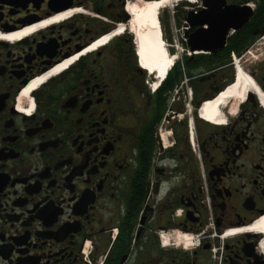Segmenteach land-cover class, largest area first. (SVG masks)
<instances>
[{"label": "flooded vegetation", "instance_id": "1", "mask_svg": "<svg viewBox=\"0 0 264 264\" xmlns=\"http://www.w3.org/2000/svg\"><path fill=\"white\" fill-rule=\"evenodd\" d=\"M149 1L0 0V264H264V0L189 6L225 44L159 80Z\"/></svg>", "mask_w": 264, "mask_h": 264}, {"label": "bare ground", "instance_id": "2", "mask_svg": "<svg viewBox=\"0 0 264 264\" xmlns=\"http://www.w3.org/2000/svg\"><path fill=\"white\" fill-rule=\"evenodd\" d=\"M180 1L193 2L194 0H158L148 2L143 7L139 5L130 7V13L134 19L133 24L135 28L134 34H136V49L137 55L140 58V63L142 64L141 68L148 70L149 73L157 75L158 80L164 78V75L169 71L173 64V59L168 56L160 38L161 33L158 15L161 9L171 8L175 2ZM46 26L48 25L42 27ZM31 32V30H28L23 34H20V37H23V35L26 36ZM106 41L107 39H103L100 42L91 45L81 54L77 56L75 55L76 57L74 58L72 57V59L63 65L61 69L69 66L74 61H77L78 57L93 53L98 45H103ZM244 74L245 73H242V71L239 72L236 82L231 88L227 89L224 93H221L214 102H209L204 105L205 109L203 111L206 118L213 119L216 117L218 113L216 105L219 101L223 102L226 99H237L238 102H241V100L244 99L246 92L251 85L250 80ZM31 89V87L27 89L23 95H28Z\"/></svg>", "mask_w": 264, "mask_h": 264}, {"label": "water", "instance_id": "3", "mask_svg": "<svg viewBox=\"0 0 264 264\" xmlns=\"http://www.w3.org/2000/svg\"><path fill=\"white\" fill-rule=\"evenodd\" d=\"M205 6L208 4L210 7H223L224 0H203ZM207 12L202 11L198 15L188 13L186 17V22L192 30H194L188 36V47L191 52L193 51H204V52H215V50H220L225 44V34L217 35L208 33L207 30H202L200 27L205 25L207 22ZM216 13L213 11L212 17H215ZM222 18L226 19V13L222 12ZM215 44L216 47L213 50L210 46Z\"/></svg>", "mask_w": 264, "mask_h": 264}, {"label": "rangeland", "instance_id": "4", "mask_svg": "<svg viewBox=\"0 0 264 264\" xmlns=\"http://www.w3.org/2000/svg\"><path fill=\"white\" fill-rule=\"evenodd\" d=\"M151 2V1H150ZM178 6V8L181 10V11H186V7H185V5L182 3V4H179V3H177V4H173V6ZM170 9L171 8H166V9H164V12L163 13H160L161 15H163V20H164V22L165 23H167V15H168V13L170 12ZM173 10H175V9H173ZM178 23H179V21H178V19L176 20ZM181 24V23H180ZM168 25V24H167ZM186 29V27H184V25H183V23H182V25H181V29H179V31H178V34L180 35V36H182L183 35V32H184V30ZM235 102H238V100L236 99L235 100Z\"/></svg>", "mask_w": 264, "mask_h": 264}, {"label": "trees", "instance_id": "5", "mask_svg": "<svg viewBox=\"0 0 264 264\" xmlns=\"http://www.w3.org/2000/svg\"><path fill=\"white\" fill-rule=\"evenodd\" d=\"M176 12H177V10H176ZM186 14L187 13L183 11V17H185ZM176 17H177V15H176ZM161 20H162V27H163V30L165 32V37H166L168 34V31H169V27H168L167 23L164 22L163 19H161Z\"/></svg>", "mask_w": 264, "mask_h": 264}]
</instances>
